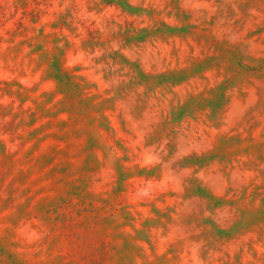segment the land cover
Listing matches in <instances>:
<instances>
[{
    "label": "rangeland",
    "instance_id": "obj_1",
    "mask_svg": "<svg viewBox=\"0 0 264 264\" xmlns=\"http://www.w3.org/2000/svg\"><path fill=\"white\" fill-rule=\"evenodd\" d=\"M0 264H264V0H0Z\"/></svg>",
    "mask_w": 264,
    "mask_h": 264
}]
</instances>
